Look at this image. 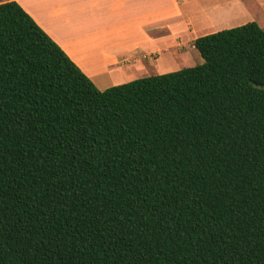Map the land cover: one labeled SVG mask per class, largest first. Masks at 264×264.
<instances>
[{"label": "trees", "instance_id": "16d2710c", "mask_svg": "<svg viewBox=\"0 0 264 264\" xmlns=\"http://www.w3.org/2000/svg\"><path fill=\"white\" fill-rule=\"evenodd\" d=\"M101 90L0 3V264H264V28Z\"/></svg>", "mask_w": 264, "mask_h": 264}, {"label": "crops", "instance_id": "0c3cea01", "mask_svg": "<svg viewBox=\"0 0 264 264\" xmlns=\"http://www.w3.org/2000/svg\"><path fill=\"white\" fill-rule=\"evenodd\" d=\"M16 1L99 89L114 67L191 59L198 37L249 22L264 28V0H116L117 11L102 18L83 13L84 0Z\"/></svg>", "mask_w": 264, "mask_h": 264}, {"label": "rangeland", "instance_id": "374dc122", "mask_svg": "<svg viewBox=\"0 0 264 264\" xmlns=\"http://www.w3.org/2000/svg\"><path fill=\"white\" fill-rule=\"evenodd\" d=\"M5 1L8 0H0V3ZM81 2H83V0ZM115 3L116 0H84L83 13H93L96 14L98 17L102 18V16L107 12L115 13L117 11ZM89 7L95 9L89 11ZM194 54L196 55V57L191 59L187 58L183 60H166L165 57L162 56L161 59H158L155 62H150L149 65H147L146 67H126L124 71H121L119 70V68L114 67L113 69H111V73L99 77L97 79V83L101 87L100 89H107L112 86L127 83L138 78L151 75L165 74L180 70L184 67H192L204 62V59L197 50L194 51Z\"/></svg>", "mask_w": 264, "mask_h": 264}]
</instances>
